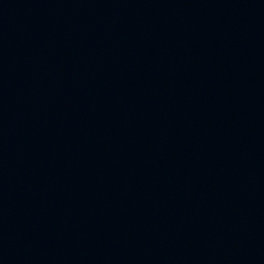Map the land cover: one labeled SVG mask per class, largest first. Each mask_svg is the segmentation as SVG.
I'll return each mask as SVG.
<instances>
[{"label":"water","instance_id":"95a60500","mask_svg":"<svg viewBox=\"0 0 264 264\" xmlns=\"http://www.w3.org/2000/svg\"><path fill=\"white\" fill-rule=\"evenodd\" d=\"M0 264H264V0H0Z\"/></svg>","mask_w":264,"mask_h":264}]
</instances>
